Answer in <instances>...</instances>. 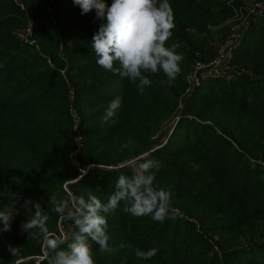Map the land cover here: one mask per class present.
I'll use <instances>...</instances> for the list:
<instances>
[{
    "label": "trees",
    "instance_id": "16d2710c",
    "mask_svg": "<svg viewBox=\"0 0 264 264\" xmlns=\"http://www.w3.org/2000/svg\"><path fill=\"white\" fill-rule=\"evenodd\" d=\"M18 1L31 12L34 37L46 56L33 53L15 36L13 29L22 22L15 17V0H0V211L13 216L11 231H0V264L41 254L43 235L38 229L29 235L21 228L35 211L32 205L24 207L26 200L41 205L48 232L59 234L62 216L50 203L52 196L71 201L67 184L78 197L87 200L92 194L107 203L119 176L132 174L118 165L151 150L145 158L161 162L159 171L153 170L154 184L170 194L169 217L163 222L137 218L123 212L121 202L105 214L112 251L100 253L89 240L95 264H219V257H207L197 225L201 233L219 237L225 264H264V169L257 162L264 157V19L253 24L233 58L221 67L225 75L201 73L206 82L187 99L166 144L152 149L161 124L177 113L191 65L198 57L207 62L213 56L200 32L219 28L235 14V6L217 0H169L175 28L167 46L176 48L180 40L188 51L184 48L181 72L172 86L160 72L149 76L151 86L141 95L136 84L97 65L92 37L104 21L97 20L95 12L89 21L71 22L81 16L73 0ZM105 2L110 6L112 0ZM50 5L54 20L63 14L68 18L63 49L50 28ZM93 20L96 24L86 27ZM238 67L249 74L226 71ZM71 89L82 114L80 150L70 115ZM117 96L121 107L104 122L105 109ZM74 156L82 166L95 165L84 180L76 181ZM67 223L74 228L67 240L71 243L78 229ZM67 243L61 248L66 250ZM9 245L18 248L15 255ZM135 248L158 252L145 260L136 256ZM51 255L48 251L42 261L18 264H48Z\"/></svg>",
    "mask_w": 264,
    "mask_h": 264
},
{
    "label": "clouds",
    "instance_id": "9594fccd",
    "mask_svg": "<svg viewBox=\"0 0 264 264\" xmlns=\"http://www.w3.org/2000/svg\"><path fill=\"white\" fill-rule=\"evenodd\" d=\"M73 3L79 6L81 15L95 10L96 19L104 21L94 33L91 44L100 68L127 78L137 85L141 95L146 87L151 86L149 76L160 72L167 78L166 83L173 85L181 72L183 58L176 52L175 45L167 46L175 28L169 0H112L110 6L105 0H73ZM120 107L121 98L117 96L105 109L103 121L113 119ZM160 167V161L149 158L132 165V174L119 176L116 190L107 203L92 194L87 200L73 196L71 201L52 196L50 203L54 210L78 229L71 243H67L66 238L51 236L46 226L48 217L43 214L39 203L30 200L25 201L24 207L32 205L34 215L23 222L21 228L29 235L35 234L33 229L43 235L47 249L52 253L48 264H95L89 240L99 246L100 253L112 251L105 214L115 211L121 202H124L122 211L137 218L150 216L154 221L163 222L169 217L170 194L154 184L153 170L159 171ZM12 219L10 213L0 211V222L3 223L0 231H11ZM65 243L66 250L61 248ZM8 250L15 255L18 248L9 245ZM133 250L138 258L145 260L158 252L157 248Z\"/></svg>",
    "mask_w": 264,
    "mask_h": 264
},
{
    "label": "rangeland",
    "instance_id": "374dc122",
    "mask_svg": "<svg viewBox=\"0 0 264 264\" xmlns=\"http://www.w3.org/2000/svg\"><path fill=\"white\" fill-rule=\"evenodd\" d=\"M217 3H227V5L233 4L236 8L235 14L231 15V17L226 21H224L221 26L219 28H211L209 27L208 31L206 32H200V37L203 40H207L208 42V49L211 50L213 52V56L212 58H210L207 62L202 61L201 59H196L194 61V63L191 65L189 73L186 75V82H187V87L186 90L184 91L183 95L181 96V98L179 99V103H178V108H177V113L173 116V118L171 120H167L165 122H163L161 124V131L157 132L153 137H152V144H151V148L155 149L157 147H159V145H164L167 142V139L171 136V134L173 133L177 123L180 121L181 119V114L182 111L185 108V103L187 101V99L189 97H191L192 92L190 91L191 89H197L198 87H200V85L202 84L203 81L206 82V77H199L200 74L202 73H218L217 71H219L221 69V67L228 63L229 60H231L233 58L234 55V50L236 48H238L239 46L242 45L244 38L246 36V34L248 33V31L251 29V27L253 26V24H255L256 22H259L261 20L264 19V0H217ZM16 2V4H15ZM15 2H13L15 5H18L19 7V13L15 14V17L17 19H20V21H22L20 24H17L15 26V28L13 29V32L15 34V36L25 45H29L31 47V51H33V53H36L38 55L46 56L44 51L42 50L41 46L39 45V43L37 42V40L34 37V31L36 28V22L32 17L31 12L28 10V8H26V6L18 1L15 0ZM260 9H262L263 13L262 15H260ZM48 14L50 15V21H51V25L50 28L52 29L53 33L57 36L58 40H60V45H61V49H63V33L65 31L66 28V24H68L67 19L64 20V14L61 16L60 20H54V13H56L52 6H48L47 9ZM95 12V10L89 12L86 15H81V16H77L75 18H72L71 22H77L79 20L85 19L86 21H89L92 19V17H94L93 13ZM93 15V16H92ZM96 21L93 20V22H87V26H92L95 25ZM32 29L31 31H29V29ZM197 33V32H196ZM201 38H198L202 41ZM62 41V42H61ZM65 41V40H64ZM238 44V46H237ZM235 46H237L233 52H230L231 48L233 49ZM176 48L179 49L180 51L178 52V54H180L182 57L186 55V51L184 50L187 49L188 51V46L186 45L185 42H182L180 40L177 41L176 44ZM229 48V49H228ZM207 49V48H206ZM224 51V52H223ZM223 52V53H222ZM222 53V54H221ZM221 54V55H220ZM230 55L232 54V56H228V57H232L229 58V60L221 62L219 64V66H216V64L213 65L214 62H217L218 59H222V55L226 56V55ZM63 56V54H62ZM197 56H200L199 53H197ZM243 67H238V68H234L231 70L226 69L227 73L231 72H235V73H247L249 74L245 69L243 70ZM199 74V76H197L198 81L200 82V85L197 88H194L197 84L195 82L192 81L191 78H189L191 75L193 74ZM62 74H64V71H62ZM197 74V75H198ZM70 88V87H69ZM73 91V89H71L69 92V97H70V102H71V108H70V115L72 117L73 120V111H75L82 119V114H80V112L78 111L77 107L75 106L76 101L75 99H72V95L71 92ZM74 123V120H73ZM154 150H151V152H153ZM150 153L148 154H144L138 157H133V158H129L127 159L125 162L121 163L118 165V168H122V167H128L132 170V165H134L135 163H137L140 160H144L145 157H147ZM92 162V160H89ZM259 163V165L261 167H263L262 169H264V157H260L259 161H257ZM93 163V162H92ZM85 164V165H84ZM82 168L85 169V171L87 172L86 175L82 178V179H78L76 181H80V180H84L85 177L88 174L89 169H92L95 167V165L90 164L89 163H84ZM109 169H113L114 167H108ZM75 181L71 182L72 184ZM66 190V189H65ZM68 193H71L73 196H77L75 190H73L72 188H69L67 186V190ZM71 205V204H70ZM176 213H178L177 210H175ZM68 221L64 220L63 217L60 219V224H59V234H52V237H61V238H66V240H68L69 235L73 234V226H71L70 224L67 223ZM197 225V224H196ZM197 232L199 234H202L203 236V240L206 243V247L208 249V258L211 257H219V264H225V260L222 257V251L220 250L218 243H219V237L218 236H214L212 234H206V233H201L200 227L199 225H197L196 229ZM208 243H207V242ZM202 244V243H201ZM41 254L38 256H33L30 258H25V259H21L18 262H23L26 260H34V259H38L39 261L44 260L47 255H48V249L45 243V240L42 241L41 244ZM18 262L16 264H18ZM35 264H40L39 262H35Z\"/></svg>",
    "mask_w": 264,
    "mask_h": 264
},
{
    "label": "built area",
    "instance_id": "2783aa9c",
    "mask_svg": "<svg viewBox=\"0 0 264 264\" xmlns=\"http://www.w3.org/2000/svg\"><path fill=\"white\" fill-rule=\"evenodd\" d=\"M235 11H236V8L234 9ZM262 13H263V11H262V9H260V15H262ZM32 29L30 28L29 29V31H31ZM237 46H238V44H237ZM237 46H235L233 49L231 48V50H230V52H233V50L237 47ZM229 49V48H228ZM224 52V51H223ZM222 52V53H223ZM221 53V54H222ZM220 54V55H221ZM228 56H232V54H230V55H226V56H223L222 55V59H218L217 60V62H214L213 63V65L214 64H216V66H219V64L221 63V62H224V61H228L229 60V58H232V57H228ZM218 73H216L215 75H225V72H223V71H221V69L219 70V71H217ZM208 73V72H207ZM198 74V73H197ZM196 73L195 74H193V75H191L189 78H191L192 79V81L193 82H195L197 85L194 87V88H197L199 85H200V82L198 81V78H197V76H199V74L197 75ZM209 74V73H208ZM214 74V73H213ZM199 77H206V75H201L200 74V76ZM191 92L193 91H195V89H191L190 90ZM71 95H72V99H75V96H74V93H73V91L71 92ZM73 113V120H74V137H75V140H76V143H77V146H78V150H80L81 148H83V138H82V135H81V132H80V124H81V122H82V119H81V117L75 112V111H73L72 112ZM73 162H74V164H75V166H76V168H77V170H78V172H79V177H78V179H82L85 175H86V171H85V169L84 168H82V166H81V164L77 161V159H76V156H74V159H73ZM77 179V180H78ZM66 190H67V184L65 185V187H64Z\"/></svg>",
    "mask_w": 264,
    "mask_h": 264
}]
</instances>
